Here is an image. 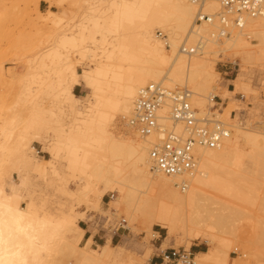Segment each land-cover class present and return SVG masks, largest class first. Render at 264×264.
I'll list each match as a JSON object with an SVG mask.
<instances>
[{"label":"bare ground","instance_id":"obj_1","mask_svg":"<svg viewBox=\"0 0 264 264\" xmlns=\"http://www.w3.org/2000/svg\"><path fill=\"white\" fill-rule=\"evenodd\" d=\"M10 1L0 0V5ZM39 1L30 0L37 12L33 26L47 45L28 59L21 74L9 72L7 85L12 89L15 83L19 100L0 115V264H148V258L111 246V235L96 248L92 236L84 238L79 222L89 215L75 205L100 212L106 195L111 217L125 209L144 233L158 238L152 226L164 230V245L189 247L204 241L208 248L194 254L193 264H227L228 251L237 252L238 246L245 253L231 264H264V229L251 240V235L248 240L239 238L241 233L235 236L232 229L239 215L234 201L253 203L244 159L255 172H264V128L230 117L221 120L229 132L219 145L195 147L193 171L166 177L149 159L159 134L141 136L130 124L139 91L150 83L186 86L199 115L204 114V95L213 96L211 91L220 89L214 94L220 100L252 91L246 67L257 62L264 70V16H244L237 26L233 15L222 17L219 4L207 0L202 10L213 20L195 24L194 0H42L49 4L45 13L39 11ZM220 24L231 34L223 41ZM157 31L166 38L160 39ZM197 37L188 46L196 47L195 55L180 51L182 43L187 47ZM220 43L240 62L233 90L219 85L218 61L209 57L210 45ZM3 77L0 67V82ZM80 86L88 92L77 96L74 89ZM24 108L28 113L22 116ZM64 108L70 112L68 123L61 115ZM162 125L172 127L168 120ZM175 129L181 132L179 126ZM34 144L49 158L39 159ZM65 177L77 180L76 190L66 188ZM40 185L51 186L52 193L75 205L64 197L67 204L47 211L52 199L46 188L38 190ZM125 223L122 218L115 228L126 229ZM227 229L232 239L222 235Z\"/></svg>","mask_w":264,"mask_h":264},{"label":"rangeland","instance_id":"obj_2","mask_svg":"<svg viewBox=\"0 0 264 264\" xmlns=\"http://www.w3.org/2000/svg\"><path fill=\"white\" fill-rule=\"evenodd\" d=\"M38 9L40 12L45 13L46 10L49 9V4L45 1L40 0L38 3ZM51 10L55 12L59 11V9L55 6H53ZM36 13L37 12L35 10V5L33 2H30V0H12L10 2H5L3 6L0 5V67L3 69V75H4L3 78L6 79V80H3L2 78L0 82V115L1 116L7 115L9 113V110H11L13 107H16L17 106L16 103L19 100L20 93L18 92V89L16 88L17 86H15V83L14 84L11 83V85H14L13 87L15 89H13V87H10L12 89H9L8 87L10 85L9 84L10 82L8 79L10 76L9 72H13L15 74H21L23 71V65L26 64L28 59H31L32 56L36 54V52H39L41 49H43L42 47L47 45L44 37H38V35L36 36L35 34L36 31H34L35 28L33 24L37 17ZM212 27H211V31L217 30L216 32H218V29H215L213 27V30H212ZM226 31L228 32V34L225 37H229V35L231 34L229 33L228 28H226ZM159 34H161L159 36L160 39L166 38L164 33L162 34L161 31H157L156 35L158 36ZM207 36H210V35H207ZM225 37H221L219 40L223 41ZM208 39H210V37ZM198 40L199 38L197 37V41L195 40L193 44L188 43L189 45L188 44L187 45L190 46L191 44V46H194L198 42ZM249 42L252 44H257V41L254 39H249ZM220 44L210 45L211 49H209L210 50L209 57L215 58L218 61L216 65V70L220 75L219 85L221 87L227 88L228 90H233L234 87L231 81L235 78L236 74L238 73L237 71L239 69L238 63L240 62L233 55V52L231 50L230 52L232 54L229 53V50L223 51L225 50L224 43L221 44L222 46ZM167 49H168V46H167ZM72 56L75 57V55H72ZM216 56L218 57L216 58ZM246 70H247L246 75L248 76L246 77L249 79L247 81L249 82L248 84L251 87L252 91H250L249 93H244L242 91H239L235 95L234 99L233 98L231 99L230 97H226L225 100H221L220 105H219L220 112L218 113V118L222 120L223 122H227L226 119H229L230 117V119L234 120V122L239 123L240 121V123L242 122L244 126L247 125L250 128H256L257 126H261L264 128V125H263L264 124V85H262L264 84L263 83L264 81L263 66L261 64L257 65V62H255V63L249 64L246 67ZM78 71L81 72V69H79ZM6 81L9 82L8 85ZM179 85L180 84H177V86ZM87 92L88 91L83 86L76 87L74 89V94L77 96L84 95ZM211 92L213 96H215L216 94L218 95L219 92H221V90L217 89ZM207 94L204 95L205 101H204V107L202 109L203 113H205L207 110V102H206L207 101L206 97H208ZM216 97L218 98L219 96H216ZM44 106H47V104L45 103ZM66 109L67 108H64L65 112L62 111L61 115L65 114L64 117L63 115L62 117L64 118V120L65 119L67 120L65 123H68L70 120L68 119L70 117L68 114L70 112L68 109L67 110ZM18 110L19 109L17 108L14 111H18ZM21 110H23V108ZM27 113L28 112L25 111V108H24V111L21 112V115L25 116L27 115ZM229 123L231 124V122ZM34 147L36 149V155L38 156L39 159L46 160L49 158L48 154L42 151V147L40 145L34 144ZM244 161H245L246 166L250 168L248 169L249 170L248 177L252 184V192H251L252 194L251 195H252L253 203L251 205H247L246 203L244 204V203H241L240 201H239L240 203L237 201H234L235 203L232 202L235 205L234 207L237 209L236 214L237 213L239 214V215H236L237 221H234L235 226L233 227L234 225L233 223L232 229L235 231L234 232L235 236H238L237 234L240 235L241 233L242 235H244V237L240 235L239 238H244L245 240L247 237L249 239V235H251V238H250L251 240V239L258 237L257 233H258L259 228L264 229V172H255L253 169L252 163L249 162L246 158L244 159ZM68 178L69 177H65L66 181H68L66 183L67 185L64 184V182H63V185H66V188L69 190H76L77 186L75 184H77L76 182L77 180L76 181L73 180L72 182L71 181L72 179L69 178V180H67ZM13 181L15 183H19V179L16 175L13 176ZM41 187L43 186L40 185L39 189L38 187L37 189L40 190ZM48 187H51V186H48ZM48 187H44V189L41 188L43 190L47 189L46 191L48 193L47 195L50 197L49 201L52 199V201L50 202H52L53 204L49 202L50 205L49 206L46 205V207L49 208V210L47 209V211H51V210L56 211V209L59 207L58 206L59 203L60 204L68 203L66 202V199L67 201H69L68 198L64 196L66 198L65 199L63 195L59 196L57 195L58 193L56 194V192L52 193V188L49 189ZM54 188L55 189L53 190H56V187ZM46 192L43 191V194L46 195L45 194ZM43 194H41V196H43ZM57 198L58 199L60 198V199L58 200ZM46 199L48 201L47 197ZM54 201L56 202V204ZM109 201H110V196L106 195L103 198V202L101 205L102 210L100 212L94 211L93 208L86 207L84 206V204L78 207L77 205H75L76 201L75 203L71 201V203L73 202L77 210H83L86 213L85 214L86 216L89 215L88 219L85 220V222L80 221L79 225L80 227L84 228L85 231L89 232V236H92V239H93L92 247L93 248H96V245H103L105 243V240H107V238L111 235L110 237L111 246L121 245L119 246L121 249H124L126 253L129 251L128 253L133 254L132 256H135V258L144 257V258H148L149 260L150 256L153 253H158L160 251L164 252L165 250H170V249H174V250L183 249L185 252L191 255V260L193 262H195L194 253L196 250L199 249L201 251H206L208 248L207 244L204 241L192 242L189 247L187 246L184 247V245H172V243L170 245L169 243L164 245L163 243V238L165 237L164 230L160 229L159 227L155 225L152 226V231L157 233L156 235L159 236L158 238H154L153 236L144 233L143 227L139 223L134 224L128 218V212L125 209H118L117 211H115L117 216L114 218L111 217V215L109 214L110 212L108 211ZM71 203L69 201L68 204H71ZM242 213H244V217L241 216L243 215ZM240 216L242 219L239 218ZM122 218L126 221L125 223L126 229H123L122 227L115 228L117 221L119 222ZM261 223L263 225H261ZM251 224L253 225L252 231H251L252 229ZM240 225H242L241 227L243 229L249 230V231H244L243 229H241L239 230L240 232L238 233L237 230L239 229ZM250 225H251V229H250ZM256 226L258 227L256 228ZM226 231H227L226 232L227 234L226 233L224 234L226 236H230V234H228V229ZM229 232H230V229H229ZM242 232L243 233L246 232L248 234L246 233L243 234ZM224 234H222L224 238L232 239L231 236L226 237ZM252 236H255V237L252 238ZM195 246H199V247H195ZM262 246H263L262 247L263 251H260V253L264 254V243H262ZM244 253L245 252L243 251V249L240 248L239 246H238L237 252H233L232 250L228 251L227 264H231L233 261L243 258Z\"/></svg>","mask_w":264,"mask_h":264},{"label":"built area","instance_id":"obj_3","mask_svg":"<svg viewBox=\"0 0 264 264\" xmlns=\"http://www.w3.org/2000/svg\"><path fill=\"white\" fill-rule=\"evenodd\" d=\"M207 0H194L197 6L195 24L212 22L205 14L202 5ZM221 8V15H233L238 26L244 16H264V0H213ZM221 17V19H222ZM220 24V37L227 36L226 28ZM160 36V34H159ZM180 51L193 55L196 47L188 48L185 43ZM193 93L186 86L170 89L160 82L150 83L139 91L130 124L141 136L158 133V142L150 149L149 159L153 168L166 177H178L189 174L196 165L195 147L213 149L228 135V128L218 118L221 100L216 96L207 98V110L199 115L192 106ZM166 110V114L162 111ZM162 120L171 122L172 127L165 129ZM179 126L181 132L175 127ZM162 261L165 264H193L191 255L184 250H165Z\"/></svg>","mask_w":264,"mask_h":264},{"label":"crops","instance_id":"obj_4","mask_svg":"<svg viewBox=\"0 0 264 264\" xmlns=\"http://www.w3.org/2000/svg\"><path fill=\"white\" fill-rule=\"evenodd\" d=\"M88 236H89V232L86 231L84 238H87ZM195 247H199V246H195ZM198 252H201V250L198 249L195 251V253H198ZM163 253L164 252H161V251L158 253H153L149 258L148 264H165V262L162 261Z\"/></svg>","mask_w":264,"mask_h":264}]
</instances>
